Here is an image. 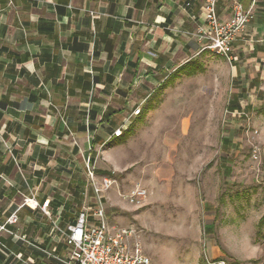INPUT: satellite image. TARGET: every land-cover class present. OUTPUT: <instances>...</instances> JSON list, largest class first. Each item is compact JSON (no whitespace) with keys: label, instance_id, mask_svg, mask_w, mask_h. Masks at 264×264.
Returning <instances> with one entry per match:
<instances>
[{"label":"rangeland","instance_id":"rangeland-1","mask_svg":"<svg viewBox=\"0 0 264 264\" xmlns=\"http://www.w3.org/2000/svg\"><path fill=\"white\" fill-rule=\"evenodd\" d=\"M255 2L245 8L253 18L236 37L232 63L203 51L193 36L196 49L166 65L165 74L142 75L129 92L106 97L107 107L120 112L114 120L121 135L111 137L113 128L104 126L105 142L91 153L90 167L98 181L106 176L114 182L104 202L110 224L134 230L150 264H264V225L258 227L264 217V9ZM224 3L219 17L227 20L234 0ZM257 77L259 87L249 89ZM240 87L247 92L239 113L231 112ZM51 144L59 162L51 160L37 188L12 196L9 184L8 198L0 196V227L13 212L19 215L9 228L13 234L0 230V264H59L51 254L63 258L69 251L55 222L66 231L96 205L87 157L67 155L73 147L83 151V137ZM76 186L84 189L80 210L66 206ZM135 186L147 191L141 204L128 199ZM54 194L66 205L50 206L49 215L25 205L31 196L42 201ZM23 235L25 241L18 238Z\"/></svg>","mask_w":264,"mask_h":264},{"label":"crops","instance_id":"crops-1","mask_svg":"<svg viewBox=\"0 0 264 264\" xmlns=\"http://www.w3.org/2000/svg\"><path fill=\"white\" fill-rule=\"evenodd\" d=\"M207 1L0 0V196L9 184L12 196L37 188L51 160L59 162L56 139L83 137V151L67 155L82 152L89 162L105 142L104 126L113 128L111 137L120 130L118 113L105 117L113 110L106 97L129 92L142 75L165 74L166 65L196 49L192 37L204 25ZM224 5L218 0V15ZM52 198L27 199L48 202L49 210L58 203ZM61 224L55 227L64 232Z\"/></svg>","mask_w":264,"mask_h":264},{"label":"built area","instance_id":"built-area-1","mask_svg":"<svg viewBox=\"0 0 264 264\" xmlns=\"http://www.w3.org/2000/svg\"><path fill=\"white\" fill-rule=\"evenodd\" d=\"M218 0H208L204 6V25L197 29L196 36L204 44L203 51H210L218 57L229 62L235 58L233 45L237 35L250 23L251 10H246L242 3L235 1L232 7V15L223 20L218 15ZM264 27V23H263ZM121 135V130L115 132ZM87 164L88 177L92 183V191L96 198L94 208H88L79 213L74 224L67 226L66 231L61 232L64 245L68 254L60 258L51 254V258L59 264H150V259L143 253L140 244L135 240L136 233L131 228L116 227L110 224L106 214L104 202L105 194L112 189L114 182L110 177L97 179L96 171ZM147 197V191L140 187H133L128 199L132 204H141ZM48 202L40 206L34 199H26L25 205L33 210L41 208L44 214L49 215ZM88 212L92 213L95 224H91ZM19 222L18 212H13L1 231L8 232ZM17 237V236H16ZM25 241L23 235L18 237ZM134 239L131 244L130 240Z\"/></svg>","mask_w":264,"mask_h":264},{"label":"trees","instance_id":"trees-1","mask_svg":"<svg viewBox=\"0 0 264 264\" xmlns=\"http://www.w3.org/2000/svg\"><path fill=\"white\" fill-rule=\"evenodd\" d=\"M250 2H251V0H245V1H243L244 7L246 9L248 8ZM190 62H188L187 65L188 64H191ZM259 85H260V81H259V77H257L256 79L253 80L252 84L248 88L249 89L258 88ZM246 90L247 89H245V88H241V90L238 93H235L234 94V97L232 98L231 112H236L237 111V113H239L240 105H239L238 102L242 98H244V95L247 92ZM115 113H120V112H118V111L115 112L113 110H109V111L106 112L105 117L106 118H110ZM94 163H95V159L94 158L90 159V164L92 165ZM71 190L74 193L75 199H74L73 203H67L66 206H71V205L73 206L74 203H75L76 207H78V209L80 210L81 207H82V195L84 193V189L82 187H80V186H76L75 188L74 187H71ZM55 205L58 206V207L60 206L58 203H56ZM65 217H67L66 214H65ZM263 225H264V217L260 220V222L258 224V227L261 228ZM62 244H63L62 247L66 250V247H65L64 243H62ZM60 247H61V245H60ZM50 249H52V248H50Z\"/></svg>","mask_w":264,"mask_h":264}]
</instances>
